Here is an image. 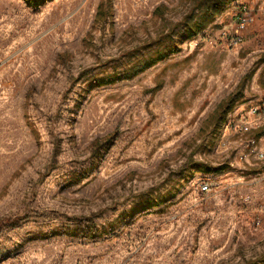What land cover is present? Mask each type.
Listing matches in <instances>:
<instances>
[{
    "label": "rangeland",
    "instance_id": "rangeland-1",
    "mask_svg": "<svg viewBox=\"0 0 264 264\" xmlns=\"http://www.w3.org/2000/svg\"><path fill=\"white\" fill-rule=\"evenodd\" d=\"M263 96L264 0H0V264H264Z\"/></svg>",
    "mask_w": 264,
    "mask_h": 264
},
{
    "label": "built area",
    "instance_id": "built-area-1",
    "mask_svg": "<svg viewBox=\"0 0 264 264\" xmlns=\"http://www.w3.org/2000/svg\"><path fill=\"white\" fill-rule=\"evenodd\" d=\"M253 21V15H251L250 7H247L246 5H242V7L237 11L235 17H234V28L232 30V35L230 37L231 43H238L243 38V32L245 28ZM254 118L255 116H261L264 117V96L260 102L259 106L251 107L247 115L243 116L241 121L238 123H231L230 129L234 131H239L242 133L249 132L253 127L258 128L259 125L253 121H248L247 117ZM256 143V140L254 138H250L247 141V148L252 151L254 145ZM262 156V153H260ZM208 189L207 183H202L200 186V191L205 192Z\"/></svg>",
    "mask_w": 264,
    "mask_h": 264
},
{
    "label": "trees",
    "instance_id": "trees-1",
    "mask_svg": "<svg viewBox=\"0 0 264 264\" xmlns=\"http://www.w3.org/2000/svg\"><path fill=\"white\" fill-rule=\"evenodd\" d=\"M215 8V6H214V4L213 5H208V6H206V10H212V9H214ZM188 26H189V31L190 32H193V33H196L199 29H200V26L198 25V27H195V28H193L192 26H190L189 24H188ZM163 54H160L156 59H149V60H147V61H145L142 65H141V68H146V67H148V66H150L151 64H153L157 59H160V58H163Z\"/></svg>",
    "mask_w": 264,
    "mask_h": 264
}]
</instances>
